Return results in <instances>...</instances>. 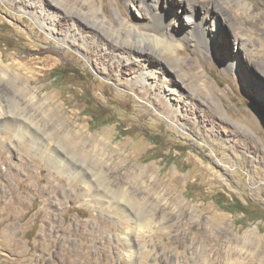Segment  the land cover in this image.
I'll return each instance as SVG.
<instances>
[{
    "label": "rangeland",
    "instance_id": "rangeland-1",
    "mask_svg": "<svg viewBox=\"0 0 264 264\" xmlns=\"http://www.w3.org/2000/svg\"><path fill=\"white\" fill-rule=\"evenodd\" d=\"M53 1L59 17L75 15L95 48L89 51L70 38L61 42L15 2L0 0V59L15 64L12 73L0 71V264H126L125 236L131 233L139 234L131 248L136 264H264V128L248 107L253 102L264 109V77L256 68L264 69L263 32L252 34L261 49L256 63L236 56L229 23L216 31L208 25L215 49L206 55L193 43L179 49L194 61L190 69L203 72L204 92L190 75L177 76L184 65L169 67L165 45L146 36L134 39L148 51L147 62L158 57V65L170 71L185 103L201 109L198 116L182 118L187 112H173L158 88L133 89L130 79L138 67L116 64L110 45L120 21L150 32L153 14L171 9L177 17L166 16L163 28L182 36L189 20L179 0H158L155 6L150 0H82L72 7ZM86 1L92 10L81 14L76 8ZM249 1L255 14L264 15V0ZM227 12L221 10L222 19H230ZM195 13L201 18L202 6ZM69 24L54 33L62 35ZM139 55L138 62L144 59ZM234 56L242 61L231 72L225 63ZM204 112L208 117L201 118ZM59 126L104 136L113 147H125V165L147 171L144 187L126 179L120 190L146 203L150 228L140 229L128 201L89 190L90 184L104 190L111 183V190L119 189L111 160L95 169L64 148L60 159L52 150L60 144ZM159 178L164 182L155 191L152 181ZM157 194L163 196L160 204ZM208 228L210 239L202 243Z\"/></svg>",
    "mask_w": 264,
    "mask_h": 264
},
{
    "label": "bare ground",
    "instance_id": "bare-ground-1",
    "mask_svg": "<svg viewBox=\"0 0 264 264\" xmlns=\"http://www.w3.org/2000/svg\"><path fill=\"white\" fill-rule=\"evenodd\" d=\"M11 1L15 2L19 6V8H21L26 14H29L33 18H35L37 20V23H39L43 29L47 30V32L49 33L50 36H56L57 39H59L63 43H67V38H70L74 42L75 41L81 42V44L85 48H87V50L95 48L94 43L89 41L91 37L83 36L82 33H85V32H83V29L80 30L79 25L75 21V18H73V17H75V15H70L68 13V15L64 16L63 18L59 17V15H60V12L58 10L59 4H53L52 3V2H54L53 0H51L52 2L49 1L51 3L47 2L48 0L47 1L46 0L45 1L44 0H11ZM80 1H82V0H60L61 4L63 6H66V7L67 6L72 7V6L76 5L77 3H79ZM136 1L140 2L139 0H136ZM179 1L182 4V10L185 12L184 13L185 17L188 18V20H189L187 25H184L181 23L182 25H184L182 36L173 35L172 32L167 30V28H163L165 23L166 22L168 23V21H166L167 17H169L168 18L169 20L170 19L172 20L175 17H177V14L175 16L176 10L174 11L173 9H171L170 11H167L168 13L166 11H164V13L158 12L156 14H153V18L155 17V20H154L155 24L150 29V32H145L141 27L130 24L127 20L126 21H120L118 23L120 25L119 30L117 32L115 30V34H116L117 39L114 38L110 42L111 43L110 45H111V47H113V51H112V57L113 58L112 59H114L116 64H121L124 61V62H129L132 65L136 64V66L138 67L136 74L134 73V76L130 79V82L133 85V89H136L139 87H143V88L146 87L149 89L154 88V90H155L156 88H158L159 94L161 96L160 98L165 101L167 107L172 109L173 112H175L176 114H181L182 112L183 113L187 112L185 115L182 116V118H184V117L186 118V116L190 115V114L198 116L200 114L201 109L199 108V106L196 108H192V107H194V106H192L194 104L191 105V103L190 104L185 103L186 100H184L182 98V95L180 94V92L178 90V85L174 84L170 78V77H172V74L170 73V71L168 69H166L164 67H160L158 65V62H156V61L161 62V60L158 57H154L153 58L154 60L151 63L147 62V60H145V58L146 59L148 58V56H147L149 54L148 51L146 50V48L144 46L138 45L137 42L134 41V39L141 37V36H146V37H149L150 39L152 38L153 40L158 41V42L162 43L163 45H165V47L168 50V53L166 55V61L169 63V67H171V68L174 66L178 67V64L183 67V65H184L185 71H182V70H181V72L178 71L179 74H177V76L180 79L184 80L186 75H188V76L190 75L192 78H194V81L196 82V85L198 87L197 89L199 90V92H201V90L204 92L203 89H205L207 87V84L205 83L203 72L202 71L196 72V70L193 68V66L190 69L189 67L192 64V62H194V61L191 58H187V57H186V59L183 58L182 57L183 55L180 53L179 49L183 48L185 45L193 43V46L195 47L197 53L202 54V55H206L205 53H208L210 50L215 49L214 46H212V44H211V42H212L211 39H213V38H211V36H209L208 25L211 24L213 26L214 30L216 31L219 29V26H221V27L223 25L226 26V25H228L226 23H229V29L232 33V36L230 35L231 41L234 43V46L237 47V50L239 51V54H237L236 56H239V55L243 56V54L247 55V58H249V61L254 60V58H256V57L258 59H261L262 58L260 56V53H261L260 50L261 49L259 50L255 47L256 44H258L257 41H259V40L257 39V37H253V35L254 34L256 35V30H259L260 32L264 33V15L263 14H260V15L255 14L254 12H255L256 8L252 5V3L249 0H179ZM157 3H158V0H150L151 6H155ZM201 6H202V15H201V18L199 17V19H197L195 11H196V8L201 7ZM224 8L227 9V11H228L227 13H228L229 18H230L228 20L224 19V18L222 19V15L220 16V12ZM76 9L79 10L81 14H85V10H87L88 12L90 10H92V5L90 2L86 1V2H83V4L78 6ZM75 13L77 15H79L77 12H75ZM209 19H211V21ZM68 20H70L72 22V24L71 25L69 24L64 29L65 30L64 33H63V31H61L62 35L55 34L54 31L57 30L59 28V26H62L63 23H67ZM208 20H209V23L207 22ZM109 21H111V23L114 22V20H112V19ZM78 28H79V30H78ZM59 29H61V28H59ZM263 33L262 34L260 33L259 37H261V36L264 37ZM213 37H214V35H213ZM129 40H130V42H129ZM249 45H252L255 48L253 47L254 49H250ZM105 50H107V49H105ZM136 54H140L139 56L144 57V59L139 61V62L136 61L135 60ZM261 55H263V54H261ZM241 61L242 60L240 57L236 58L234 56V59H231V60L228 59V61L225 63V69L232 72L235 69L236 64L237 63L240 64ZM152 63H154V64H152ZM255 63H256V61H255ZM13 65H15V64H12V67H11V65L10 66L6 65L0 59V71L12 73V68H14ZM256 68H258V70H259L258 73L264 77V69L262 70L259 67H256ZM251 69H253V68H251ZM130 73H131V71H130ZM206 103H208V102H206ZM200 105H201V103H200ZM183 107H185L184 111L182 110ZM188 108H189V111H188ZM49 111L51 114V112H52L51 109ZM207 112H208V110H207ZM164 115L169 117L170 112H166V113H164ZM203 117L204 118L208 117L206 112H204V114L201 118H203ZM212 117H213V113L211 115H209L208 120L211 121ZM189 119L190 118H188V120ZM15 120L16 119H13V120L8 119L7 121L16 123ZM59 120H60V118H59ZM199 122H197V123H199ZM248 122L250 123L249 124L250 127H252L254 125V123H253L254 120H252V118H248ZM188 125L190 126V124H188ZM237 129L242 130V133H240V135L243 139L249 138L247 133L241 127L237 128ZM58 130L60 131V135H61L60 140H59L60 144H58V148H54L52 150L57 155H59L60 159L62 157V155H61L62 151L60 150V148H64L67 150L69 149V152L73 155L78 156L82 162L92 163V165H93V167H95V169L104 168L103 165H105V163H104L105 158L112 161L113 166H114L113 170L117 171V176H118L117 182H118L119 189L117 191L111 190L109 187L110 185H112V183H111V184H105L104 190L101 187V185L97 184V187H96L95 184H92V185L90 184V185H88L89 190L96 191L97 193L103 192L104 195H109L111 198H114V199H122L123 198L124 201H128L127 205H129L130 209L133 212H135L137 215H139V220H138L137 225L140 226V229H142L144 226H145L144 228H146V227L150 228L151 226L148 227L147 222H148V220H149V222H152V221H150V219H149L150 217H149V213L146 210V203L143 202V203L137 204L132 200V197L128 194L130 191H127L125 188H123L125 190H123V189L120 190L121 185L125 183L124 180H126V179L130 180L129 183H133L137 187H144V181H142L143 177H148L147 171L145 169L141 168L140 166H135V165L127 166V165H125V162H127L126 160L128 159V155H129L128 153H126V154L122 153L123 150H125V147L120 146V147L115 148L112 145H110V142L107 141L104 136L88 135V133H86V131L82 130L81 128L80 129H71L67 132L66 126H62V127L59 126ZM87 142H89L91 144L89 147L86 145ZM234 150H236V149L234 148ZM57 158H55V160L57 162H59L60 159H57ZM114 158H116V160ZM57 162H55V163H57ZM77 162H78V160H77ZM127 164H128V162H127ZM122 171H123V173H121ZM100 175L102 176V179L107 178L106 174L100 173ZM152 182L156 183V184H154V185H156V187H155L156 188L155 191H156V190H159V188L161 187V185L163 184L164 181L161 178H159V179L153 180ZM143 189L145 190L146 188H143ZM147 189H148V191L150 190L149 188H147ZM88 192H90V191H88ZM139 192H140V188H139ZM166 192L169 193V190L166 189ZM164 194H166V193H164ZM118 195L120 196V198H118ZM154 197H155V201L157 202V204H160L163 200L162 194H161V196L157 194ZM164 199H165V197H164ZM164 203H166V201ZM178 204H179V208L183 206V204H181V203H178ZM150 213H152V212H150ZM210 227H211V225H210ZM207 231H209V228L207 230H205L203 233H201V236L199 238L200 242L208 243L210 236L207 234ZM151 234H153V233H151ZM138 235H139L138 233H135V234L131 233V234H128L127 236H125L126 243H127V246L129 248V252H130L129 254H127L124 257V261L126 264H136L135 263L136 259H134V257H132L131 248L135 245ZM134 238L136 239V241L134 240Z\"/></svg>",
    "mask_w": 264,
    "mask_h": 264
},
{
    "label": "water",
    "instance_id": "water-1",
    "mask_svg": "<svg viewBox=\"0 0 264 264\" xmlns=\"http://www.w3.org/2000/svg\"><path fill=\"white\" fill-rule=\"evenodd\" d=\"M248 107L256 115L264 128V109L257 107L253 102L248 103Z\"/></svg>",
    "mask_w": 264,
    "mask_h": 264
},
{
    "label": "trees",
    "instance_id": "trees-1",
    "mask_svg": "<svg viewBox=\"0 0 264 264\" xmlns=\"http://www.w3.org/2000/svg\"><path fill=\"white\" fill-rule=\"evenodd\" d=\"M234 205V204H233Z\"/></svg>",
    "mask_w": 264,
    "mask_h": 264
}]
</instances>
